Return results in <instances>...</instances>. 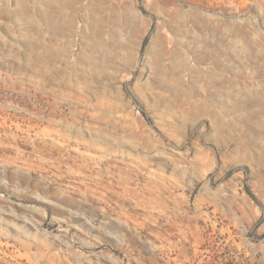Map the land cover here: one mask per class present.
Masks as SVG:
<instances>
[{
    "label": "rangeland",
    "instance_id": "374dc122",
    "mask_svg": "<svg viewBox=\"0 0 264 264\" xmlns=\"http://www.w3.org/2000/svg\"><path fill=\"white\" fill-rule=\"evenodd\" d=\"M0 264H264V0H0Z\"/></svg>",
    "mask_w": 264,
    "mask_h": 264
}]
</instances>
